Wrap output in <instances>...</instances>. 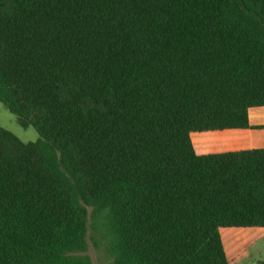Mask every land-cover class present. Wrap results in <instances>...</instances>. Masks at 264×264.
I'll list each match as a JSON object with an SVG mask.
<instances>
[{
  "label": "trees",
  "instance_id": "trees-1",
  "mask_svg": "<svg viewBox=\"0 0 264 264\" xmlns=\"http://www.w3.org/2000/svg\"><path fill=\"white\" fill-rule=\"evenodd\" d=\"M0 264H229L221 230L264 227V0H0Z\"/></svg>",
  "mask_w": 264,
  "mask_h": 264
},
{
  "label": "rangeland",
  "instance_id": "rangeland-1",
  "mask_svg": "<svg viewBox=\"0 0 264 264\" xmlns=\"http://www.w3.org/2000/svg\"><path fill=\"white\" fill-rule=\"evenodd\" d=\"M0 126L4 127L24 142L36 141L39 133L32 125L22 126L17 115L0 101ZM243 137L237 131L220 130L208 132H195L192 134L193 144L197 152H222L244 145L239 140ZM92 207H89V227L87 233V250L84 252L92 264H106L109 261L107 252L106 234L103 236L93 225L91 216ZM224 247L229 264H264V227L224 228L221 230Z\"/></svg>",
  "mask_w": 264,
  "mask_h": 264
},
{
  "label": "crops",
  "instance_id": "crops-1",
  "mask_svg": "<svg viewBox=\"0 0 264 264\" xmlns=\"http://www.w3.org/2000/svg\"><path fill=\"white\" fill-rule=\"evenodd\" d=\"M249 121L252 126H264V106L251 107L249 109ZM229 131H237L242 133L243 137L239 141L244 145L251 146L241 147L237 149H247V148H260L264 147V127L260 128H246V129H227ZM225 131V130H224ZM233 149V150H237ZM206 153V152H198Z\"/></svg>",
  "mask_w": 264,
  "mask_h": 264
}]
</instances>
